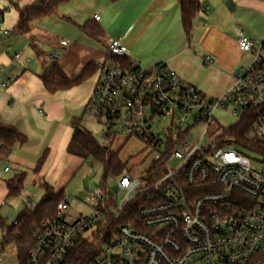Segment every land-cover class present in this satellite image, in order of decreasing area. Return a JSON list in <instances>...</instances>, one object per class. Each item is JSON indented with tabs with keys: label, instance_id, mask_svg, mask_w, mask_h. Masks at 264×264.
<instances>
[{
	"label": "built area",
	"instance_id": "1",
	"mask_svg": "<svg viewBox=\"0 0 264 264\" xmlns=\"http://www.w3.org/2000/svg\"><path fill=\"white\" fill-rule=\"evenodd\" d=\"M7 35L0 31V38ZM238 46L252 57L250 64L228 92L211 97L164 65L143 69L121 39L109 40L87 112L105 125L107 143L122 135L144 142L154 156L152 172L143 180L129 172L115 180L116 196L125 195L121 206L112 204L103 184L88 191L84 205L90 215L74 214L72 198L65 195L57 215L34 228L27 264H68L79 240H92L101 226L121 220L140 200L137 218L115 225L90 264H264V156L220 145L218 132L211 131L225 127L219 112L237 122L253 113L252 136L264 144V38L240 32ZM204 63L211 66L213 60L207 56ZM14 83L16 78L3 79L0 70V90ZM3 259L0 252V264Z\"/></svg>",
	"mask_w": 264,
	"mask_h": 264
},
{
	"label": "crops",
	"instance_id": "2",
	"mask_svg": "<svg viewBox=\"0 0 264 264\" xmlns=\"http://www.w3.org/2000/svg\"><path fill=\"white\" fill-rule=\"evenodd\" d=\"M41 1L0 0V31L8 32L0 38V70L3 79L16 78V83L0 90V125L16 129L27 139L25 145L16 146L10 155L0 158V208L6 200L15 198L8 197L6 182L26 173L25 188L18 196L23 203L19 209L26 206L22 213L32 211L31 206L36 208L37 203L30 201L38 190L43 197L45 184L55 195H66L85 164L68 154L67 148L73 121L81 122L88 114L87 103L97 72L80 86L50 94L42 77L54 65L75 80L87 66L98 68L105 59L109 40L119 38L130 59L143 69L164 65L202 93L221 97L247 67L242 65L243 59L249 57V64L252 60L239 49V33L257 41L264 38V0H231L232 10L225 5L228 0H205L189 36L183 28L180 6L173 0H67L58 16L35 21L29 35H17L19 9ZM94 15L101 18L99 22L94 21ZM60 22L70 28L66 27L69 36L57 34L53 25L60 27ZM86 27L98 29V38L86 34ZM62 41L68 45L61 46ZM16 55L20 58L14 61ZM51 55L55 58L50 59ZM207 56L213 65L204 63Z\"/></svg>",
	"mask_w": 264,
	"mask_h": 264
},
{
	"label": "trees",
	"instance_id": "3",
	"mask_svg": "<svg viewBox=\"0 0 264 264\" xmlns=\"http://www.w3.org/2000/svg\"><path fill=\"white\" fill-rule=\"evenodd\" d=\"M114 2L116 0H110ZM180 6L182 24L186 35H190L193 29L194 19L204 10L205 0H173ZM67 0H44L36 6H29L19 9V21L15 28L17 35H29L32 31V23L48 17L58 16L60 8ZM3 17V13H0ZM2 21V19L0 20ZM86 34L98 38V29L84 28ZM96 65L87 66L75 80H71L64 73L62 68L54 65L53 69L42 77L43 85L50 94L66 91L80 86L90 79L97 72ZM253 113H245L241 120L231 127L214 125L211 128L212 134L218 132L219 144L235 145L242 152H255L264 156V144L252 136L255 124ZM73 135L68 145L67 152L72 156L81 158L85 164L100 165L103 168V189L108 190V181L116 180L129 170L127 164L122 163L118 155L111 152L108 146L101 145L91 132L82 127L81 122L74 120L72 123ZM27 142L26 137L16 129L0 125V158L11 154L16 146H23ZM44 157L39 161L36 168L38 173L44 163ZM95 176V173L93 172ZM26 173L18 174L6 182L8 197H18L25 188ZM43 197L36 205L34 211L26 210L17 220L16 224L7 225L0 217V229L4 236L2 248L6 245H13L17 252L18 264H27L30 250L34 246V228L42 222L57 215V207L64 200L65 195H55L47 184L42 186ZM142 200L129 205L125 210V216L117 222L104 228L100 227L92 240L81 239L73 247L68 255V264H90L99 254L101 247L108 240L110 232L115 225L126 223V219H136ZM125 217V218H124ZM105 235V238H104Z\"/></svg>",
	"mask_w": 264,
	"mask_h": 264
},
{
	"label": "rangeland",
	"instance_id": "4",
	"mask_svg": "<svg viewBox=\"0 0 264 264\" xmlns=\"http://www.w3.org/2000/svg\"><path fill=\"white\" fill-rule=\"evenodd\" d=\"M60 27L56 24L53 27L56 29L57 34L69 36V30L66 24L60 22ZM69 28V27H68ZM70 29V28H69ZM261 40V38H259ZM48 52V49H44ZM52 52V51H50ZM48 53L44 55L47 56ZM250 58H245L242 61V65L248 66ZM48 65L50 64L47 61ZM218 121L225 127H231L237 123V119L232 117L229 113L219 112L217 114ZM83 128L92 133L97 141L104 146H108L114 154L118 155L122 163L127 164L128 172L131 178H137L143 180L147 174H150L153 169L154 156L148 150L146 144L138 139H128L122 135L118 137L114 142L107 143L105 139V125L100 123L96 118L86 114L81 121ZM202 126H199L194 132V135H198L202 131ZM254 158H259L257 155L251 154ZM255 166L260 167L258 163H254ZM178 165L176 161H173L171 167L174 168ZM95 173V176L93 175ZM103 168L100 165H91L86 163L82 166L79 174L67 190L66 195L72 198V209L76 215H90L92 209L84 205L89 200V192H93L98 187H101L103 180ZM28 181V179H27ZM85 182V183H84ZM116 181L109 180L108 188L111 191V202L113 205L121 206L125 201V195L116 196ZM86 188V190H85ZM42 197V193L38 190L35 193L34 199L30 202L39 203ZM23 203L18 197L6 200V205L0 208V215L4 222L9 226L17 221L21 216L22 211L26 206H22L19 209L18 206ZM3 238V232L0 229V252H2L3 262L1 264H18L17 252L13 245H6L4 248L1 246Z\"/></svg>",
	"mask_w": 264,
	"mask_h": 264
},
{
	"label": "water",
	"instance_id": "5",
	"mask_svg": "<svg viewBox=\"0 0 264 264\" xmlns=\"http://www.w3.org/2000/svg\"><path fill=\"white\" fill-rule=\"evenodd\" d=\"M225 5H226L230 10H232V8H233V3H232L231 0L226 1Z\"/></svg>",
	"mask_w": 264,
	"mask_h": 264
}]
</instances>
